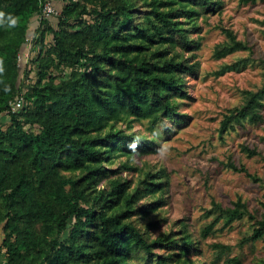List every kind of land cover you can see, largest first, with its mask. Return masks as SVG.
<instances>
[{
    "label": "trees",
    "instance_id": "trees-1",
    "mask_svg": "<svg viewBox=\"0 0 264 264\" xmlns=\"http://www.w3.org/2000/svg\"><path fill=\"white\" fill-rule=\"evenodd\" d=\"M46 1L0 0V116L8 117L0 125V264H202L190 257L199 249L186 231L151 238L160 220L150 215L164 205L166 175L146 171L132 185L120 172L135 167L107 165L116 154L144 149L145 139L128 132L137 120L149 128L162 119L181 121L177 100L190 98L186 78L198 70L200 42L190 32L201 13L220 11L221 0H58L59 14L40 18L28 38ZM222 31L227 39L216 58L247 49ZM28 43L35 55L22 68ZM232 69L239 68L225 65L218 73ZM17 97L21 107L5 113ZM263 107L264 80L227 110L219 134L261 121ZM228 166L264 185L243 166ZM150 196L157 198L139 204ZM211 205L209 213L216 211L224 224L252 219L247 239L264 241V218L256 219L240 199L228 208ZM211 247L215 261L230 250Z\"/></svg>",
    "mask_w": 264,
    "mask_h": 264
},
{
    "label": "rangeland",
    "instance_id": "rangeland-1",
    "mask_svg": "<svg viewBox=\"0 0 264 264\" xmlns=\"http://www.w3.org/2000/svg\"><path fill=\"white\" fill-rule=\"evenodd\" d=\"M47 1L58 15L60 2ZM220 6L219 12L201 13L195 20L196 29L190 32V36L200 42L195 51L198 70L186 78L190 98L177 100L181 121L162 119L149 128L147 120H137L128 132L145 139L144 149L140 147L131 157L116 154L107 166L117 169L126 163L135 167V171L123 169L120 172L122 177L132 181V185L146 171H161L166 175L164 205L150 215L151 220H160L158 227L150 231L151 238L169 230L176 235L186 231L197 240L199 253L190 254L193 261L235 264L228 259L236 258L240 264H255L264 257V241L247 239L253 230V220L244 216L224 224L216 211H209L212 201L221 208H228L240 199L256 219L264 218L263 183L228 166L229 162L243 166L249 174L264 180V107L261 121L235 124L233 130L221 135L218 131L227 110L242 103L243 91H256L264 80V0L254 3L221 0ZM48 20L54 24L56 16ZM36 23L37 19L33 18L28 38ZM222 28L230 30L247 49L216 58L214 51L227 39ZM34 55L29 43L24 44L21 67L25 58ZM234 64L238 70L218 73L222 66ZM28 78H24L26 83L34 78L33 71ZM7 122L8 117L1 114L0 125ZM241 146L255 149L258 155L249 157ZM155 197L144 198L139 204L146 205ZM144 220L138 219L140 226H144ZM209 224H212L211 229L203 235ZM214 243L228 245L230 249L217 261L211 247Z\"/></svg>",
    "mask_w": 264,
    "mask_h": 264
},
{
    "label": "built area",
    "instance_id": "built-area-1",
    "mask_svg": "<svg viewBox=\"0 0 264 264\" xmlns=\"http://www.w3.org/2000/svg\"><path fill=\"white\" fill-rule=\"evenodd\" d=\"M51 14H57V12H55L51 3L49 1H46L42 7L41 13L36 17L37 23L39 22L40 18L45 17V16L47 17ZM21 104H22V98L17 97L16 99L9 102V104H8L9 108L4 110V112L7 113L9 111H15L21 107Z\"/></svg>",
    "mask_w": 264,
    "mask_h": 264
}]
</instances>
